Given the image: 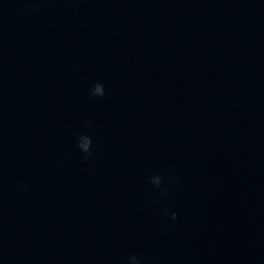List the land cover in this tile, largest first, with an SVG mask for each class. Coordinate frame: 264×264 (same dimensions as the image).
<instances>
[{
    "label": "clouds",
    "instance_id": "9594fccd",
    "mask_svg": "<svg viewBox=\"0 0 264 264\" xmlns=\"http://www.w3.org/2000/svg\"><path fill=\"white\" fill-rule=\"evenodd\" d=\"M90 94L93 96H100L103 97L105 92H104V87L102 84L100 83H96L93 88L90 90ZM78 147L79 149L86 154L87 156H91V147H92V140L91 137L87 136V135H81L78 138ZM151 183L156 186V187H160L162 181L161 178L159 176H155L151 179ZM168 210L165 209V212H167ZM170 216L173 220H175L177 218V213L175 212H171Z\"/></svg>",
    "mask_w": 264,
    "mask_h": 264
}]
</instances>
